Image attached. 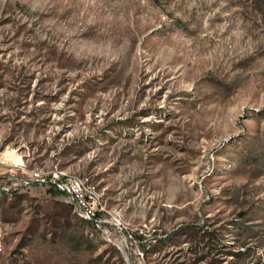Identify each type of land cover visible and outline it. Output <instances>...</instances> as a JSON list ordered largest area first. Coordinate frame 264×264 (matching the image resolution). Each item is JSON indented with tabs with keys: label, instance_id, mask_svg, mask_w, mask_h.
Masks as SVG:
<instances>
[{
	"label": "rangeland",
	"instance_id": "1",
	"mask_svg": "<svg viewBox=\"0 0 264 264\" xmlns=\"http://www.w3.org/2000/svg\"><path fill=\"white\" fill-rule=\"evenodd\" d=\"M0 163V264H264V0H0Z\"/></svg>",
	"mask_w": 264,
	"mask_h": 264
},
{
	"label": "built area",
	"instance_id": "2",
	"mask_svg": "<svg viewBox=\"0 0 264 264\" xmlns=\"http://www.w3.org/2000/svg\"><path fill=\"white\" fill-rule=\"evenodd\" d=\"M17 168L20 171H23L20 166ZM1 182L6 183L7 185L3 186L2 184L0 188L16 191L28 189L31 182L43 183V180L40 179L39 173L31 171L28 178H17L12 175L0 176V183ZM48 183V185H50L54 189V191H57L66 196L68 202L72 206V210L77 211L78 214L87 219L88 222L95 223L94 211L92 209L91 202H89L91 197L87 193L82 180L76 179L73 181H66L57 179V177L54 176L53 179L48 180ZM45 184L44 186H46ZM94 227L95 229H99L97 224H94Z\"/></svg>",
	"mask_w": 264,
	"mask_h": 264
}]
</instances>
